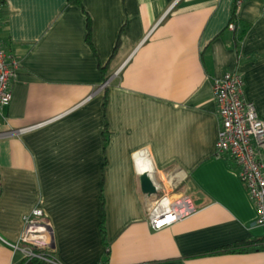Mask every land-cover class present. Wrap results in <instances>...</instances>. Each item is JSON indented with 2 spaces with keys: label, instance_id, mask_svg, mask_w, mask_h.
I'll return each instance as SVG.
<instances>
[{
  "label": "crops",
  "instance_id": "0c3cea01",
  "mask_svg": "<svg viewBox=\"0 0 264 264\" xmlns=\"http://www.w3.org/2000/svg\"><path fill=\"white\" fill-rule=\"evenodd\" d=\"M232 2L3 0L0 43L17 66L0 131L37 125L0 136V264H21L2 239L16 241L36 205L60 264H264L237 164L214 154L216 77L237 70L264 120V0L239 2L237 46ZM153 169L196 208L158 229L140 186ZM241 239L261 246L219 249Z\"/></svg>",
  "mask_w": 264,
  "mask_h": 264
},
{
  "label": "built area",
  "instance_id": "2783aa9c",
  "mask_svg": "<svg viewBox=\"0 0 264 264\" xmlns=\"http://www.w3.org/2000/svg\"><path fill=\"white\" fill-rule=\"evenodd\" d=\"M3 0H0V7ZM229 27H233L230 22ZM17 61L10 58L0 43V117L12 96L11 83ZM116 73V71L114 72ZM107 80L101 84L105 86ZM212 94L219 118L217 138L214 145L216 156L227 155L237 164V174L244 183L248 196L254 204V223L264 226V120L260 118L252 102L242 97V77L237 70H228L212 83ZM33 124L12 130L0 131V136L22 132L34 127ZM157 176L153 180L156 191L147 194L146 217L154 229L186 217L195 211L187 194L176 192L173 175L152 170ZM153 179V178H152ZM23 228L16 241L2 239L12 250H20L21 264H28L36 257L43 264H60L49 250L51 235L48 222L44 219L39 205L22 216Z\"/></svg>",
  "mask_w": 264,
  "mask_h": 264
},
{
  "label": "trees",
  "instance_id": "16d2710c",
  "mask_svg": "<svg viewBox=\"0 0 264 264\" xmlns=\"http://www.w3.org/2000/svg\"><path fill=\"white\" fill-rule=\"evenodd\" d=\"M241 0H233L231 9H230V22H233V31H234V44L237 46L238 41H240L244 35L245 32V27L244 28H239L237 27V7L239 5V2ZM68 2L76 3L81 6V0H68ZM90 17L86 15V22H85V27H86V33H85V39L87 43L91 45V40H90ZM119 42V36L116 40V43L114 45L112 54L116 52L117 46ZM102 71V79L103 82L106 81L108 74L106 73V68L104 66L100 67ZM103 101H102V106L105 108L106 102H107V95H106V86L103 87ZM100 233L101 237L104 238V225H103V214L102 218L100 221ZM259 239H241L237 240L235 242H232L230 244H226L219 248L220 250H229V251H247V250H253L256 248H259L261 246V243L259 242ZM49 250L51 251V247H49ZM30 264H43V261L33 257L29 260Z\"/></svg>",
  "mask_w": 264,
  "mask_h": 264
},
{
  "label": "water",
  "instance_id": "95a60500",
  "mask_svg": "<svg viewBox=\"0 0 264 264\" xmlns=\"http://www.w3.org/2000/svg\"><path fill=\"white\" fill-rule=\"evenodd\" d=\"M140 186L142 192L146 194H152L156 191L155 183L146 170L142 171L140 174ZM51 245H52V240L50 242V246Z\"/></svg>",
  "mask_w": 264,
  "mask_h": 264
}]
</instances>
